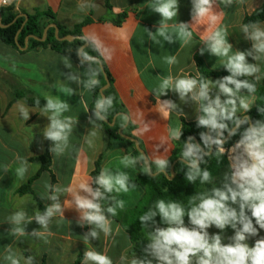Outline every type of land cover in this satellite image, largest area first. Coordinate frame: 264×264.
Returning <instances> with one entry per match:
<instances>
[{"label": "crops", "instance_id": "1", "mask_svg": "<svg viewBox=\"0 0 264 264\" xmlns=\"http://www.w3.org/2000/svg\"><path fill=\"white\" fill-rule=\"evenodd\" d=\"M156 2L109 0L107 8L103 0H0V9L12 7L17 14L24 12L33 16L49 11L58 29L64 31H72L86 17H91L96 6L104 8L101 10L102 17L96 21L91 18L92 22L84 26L81 33L95 49L99 46L97 52L111 79L109 87L132 126L130 137L137 141L151 170L157 168L154 163L156 158L168 161L171 158L174 142L177 141L171 137V133L181 129L182 120L195 122L198 116L203 115L200 102L194 101L191 93L185 101H181L179 94L171 89L167 90L166 95L159 96L162 80L169 76L173 81L181 77L198 79L196 58L202 61L208 71L229 72L224 66L227 57L213 54L211 41L207 38L217 30H226L225 39L232 45L229 56L237 51L256 55L252 49L253 42L246 39L242 27L244 19L264 4V0H232L231 4L225 0H214L213 12L219 19L213 24L208 18L200 22L193 20V0H177L178 14L172 20L163 21L173 39L169 43L157 34L162 17L152 8ZM122 14L126 15L125 20L121 25H115L114 19ZM48 22V18H42L40 25L47 27L51 24ZM180 23L188 24V30L192 32L187 42L178 35ZM259 26L264 29V23H259ZM149 32L155 36V40L149 36ZM93 40L96 44H93ZM109 56L110 59L107 58ZM172 56L176 58V63L170 65L165 58ZM259 56L257 60H253L251 55L246 56L247 63L257 65L259 72L253 76H241L257 87L254 94L238 93V97L249 103V111L264 105V54ZM94 69L93 66L89 69L87 65L75 63L68 54H58L49 48L15 49L0 39V264H10L5 259L9 249L20 258V264H25L28 257L33 258L32 264H85V251L107 255L113 264H130L133 258L142 257L129 254L133 242L122 227L124 212L135 209L145 194V189L139 183L141 163L137 158V163L132 166L126 167L121 162L125 156L135 158L131 149L116 147L106 151L107 135L90 114V108L95 103L93 91L84 87L83 83L67 78L73 75L86 81L87 71ZM222 79L215 77L206 80L213 82L210 85V98L214 99L218 94L222 101L228 98L220 93L219 84L216 83ZM228 87L235 89L232 84ZM68 89L74 92L70 93ZM20 91L30 93L45 103L51 96L69 104V110L63 113V117H72L74 123L63 153L51 152L54 142L43 135L50 123L48 116L51 113L45 112L44 106H29L23 98H15V93ZM158 100L160 103L172 101L177 107L165 116ZM236 102V116L247 115L248 111L239 107V98ZM21 106L28 110V120L23 119ZM47 145L51 164L49 171L41 172V163L37 158L45 153ZM101 154L100 171L108 169L113 174L127 173L130 185L134 184L135 187H129L127 192H113L109 194L110 199L101 201L105 210L115 201L121 200L124 207H117L115 216L105 211L110 221L109 235L97 229L98 238L85 241L84 234L90 228H95V225L85 224L81 227L77 223L79 212L72 202L69 189L74 192L79 190L83 182L92 184L91 173ZM22 161H27V171L20 177L17 169L21 167ZM31 179L27 188L19 192ZM55 188L61 189L57 195L63 215L56 213L48 227L43 228L34 217L37 211L43 213L54 203L49 196ZM18 211L26 213L25 221L19 225L25 228L24 235L12 232L16 225L10 218ZM29 219L31 223H28ZM34 229L39 235L32 234ZM87 264L93 262L88 261Z\"/></svg>", "mask_w": 264, "mask_h": 264}, {"label": "clouds", "instance_id": "2", "mask_svg": "<svg viewBox=\"0 0 264 264\" xmlns=\"http://www.w3.org/2000/svg\"><path fill=\"white\" fill-rule=\"evenodd\" d=\"M225 2L231 4L232 0H225ZM213 3L214 0H193V20L200 22L208 18L214 24L219 16L213 12ZM178 7L177 0H157L152 5L153 10L162 17L157 34L169 43L173 42V39L167 32V24L163 21L172 20L178 14ZM242 31L246 34V39L253 42L252 49L256 55H253L252 52L237 51L234 55L229 56L232 45L225 39L226 30H217L207 37L211 41L212 53L216 56L227 57L224 66L231 75L216 82L219 84L220 93L226 95L227 99L222 101L219 94L214 99L210 98L212 81L201 80L198 91V81L189 77H181L173 81V78L169 76L164 78L159 85V96L166 95L167 90L171 89L179 94L181 101H185V98L191 93L194 101L202 102L200 111L203 115L198 116L197 127L209 128L212 133L209 135L200 132L203 149L194 142L192 137L188 138L189 141H192L191 143L185 142L182 157L188 161V171L185 175L189 182H194L198 177L201 183L209 182L211 180L210 172L200 168V164L204 162V156L211 151L213 145L222 152L224 133L228 132L230 135H234L242 123H248L249 117H245L243 121L236 117V101L239 98V107L249 111V103L244 98L238 97V93L241 88H246L249 92L254 93L256 88L248 80H239L237 77L253 76L259 72L257 65L247 63L246 56L251 55L253 60H257L260 58L259 54H264V29L258 23H251L243 25ZM148 34L155 40V36L151 32ZM178 35L185 42L191 39L192 32L188 30V24L180 23L178 25ZM93 44H96L95 40H93ZM96 50L99 51L98 45ZM77 54L82 57L81 64L89 62V69H91V63H99L96 57L90 56L82 49H78ZM101 54L103 55V53ZM165 59L170 65L176 63L174 56ZM87 75L86 81H81L73 75H69L67 78L76 83H83L84 87L88 89L99 84V80L96 78L98 70H88ZM256 79L258 80L259 77L257 76ZM229 84L235 85V89L228 87ZM68 91L74 92L73 89H68ZM113 100L112 96L97 99L94 112L97 120L105 119L108 109L113 106ZM204 101L207 103H203ZM36 104L39 105L40 101L37 100ZM158 104L165 116L168 111L177 107L172 101L160 103L158 100ZM43 110L51 113L48 116L50 123L43 132L46 139L54 142L50 151L58 154L63 153L68 145V138L74 123L72 117H63V113L69 110V104L59 98L49 96ZM20 113L24 120L29 119V112L23 106L20 107ZM123 119L126 122L128 117L125 116ZM229 121L235 124V128H229L227 123ZM145 130L147 129L145 128ZM181 135L180 129L171 133V137L176 140H179ZM236 147L240 148L241 152L232 165L231 176L225 174V182L222 187H214L210 193L199 195L197 198L199 203L193 202V206L187 211L188 225L184 220L185 209L176 202L165 203L164 200H159L156 203L161 221L167 227H160L155 221L157 211H149L140 217L142 225L147 226L146 222L152 221L154 227L149 234L150 243L144 248L145 255L133 258L130 264H154V262L155 264H264V237L256 239L252 246L245 242L251 237H257L259 230L264 229V123L257 120L253 125L247 127ZM140 159L145 158L141 156ZM121 162L128 167L135 165L137 159L125 156ZM154 163L160 171H164L168 167V160L164 158L158 157ZM26 165L27 161H22L21 167L17 169V174L20 177H23L27 171ZM144 171L145 174H150L148 167ZM93 183L96 185L95 187L91 183L83 182L79 185L78 191L73 192L69 189L72 202L79 212L77 223L81 227L85 224L95 225V228H90L84 234L85 241L89 238L97 239L99 235L97 229L103 231L105 235H109L111 233L110 221L105 215V211L115 216L117 207L121 209L124 207L122 200L115 201V198L111 197L115 202L105 210L101 201L110 199L109 194L113 192H127L129 187H135L134 184L130 185L127 173L116 172L113 174L108 169H102ZM46 187L50 186L46 185ZM60 191L59 188L53 189V194L49 196V199L54 203L48 206L43 213L37 211L34 217L37 224L43 228L48 227L51 218L56 213L63 215V208L57 195ZM25 217L26 213L23 211L12 215L10 220L16 225L12 229L13 234H25V228L19 226L25 221ZM28 223H31V219ZM238 223L242 227L237 228ZM213 226L220 231L210 234L208 229ZM228 227L235 231L234 235L229 238L231 242L225 244L222 243L221 233ZM32 234L39 235L36 229L32 231ZM5 259L10 261V264H20V258L13 255L11 249L8 250ZM32 260V257H28L25 264H32ZM84 261L85 264L88 261L93 264H113L110 257L96 251H85Z\"/></svg>", "mask_w": 264, "mask_h": 264}, {"label": "trees", "instance_id": "3", "mask_svg": "<svg viewBox=\"0 0 264 264\" xmlns=\"http://www.w3.org/2000/svg\"><path fill=\"white\" fill-rule=\"evenodd\" d=\"M103 1H104V5L108 8L109 0H103ZM42 18H48L49 19L48 23L55 24V18L49 11H46L42 14H36L31 16L24 12L20 14L14 13L12 7L6 9H0V39L6 45L11 46L15 49H17L18 46L23 48L25 46L26 38L30 36H35L38 39L42 38L44 28L46 27V25L44 26L40 25V20ZM125 18L126 15L122 14L119 15L117 18H115L113 22L115 25L119 26L125 20ZM91 22L92 19L90 16H88L84 19V21L80 25L76 26L72 31H64L60 28L58 29L59 37H65L68 35L80 37L79 39H76L72 42L58 41L54 35V31H55L54 28L50 27L47 31L44 41L28 38L26 44L27 50L49 48L58 54L70 55L73 61L77 64L89 66V62H85L84 64H81L80 56H78L77 54V50L84 47L82 49L84 52H87L92 57H96L101 63L97 50L83 38L81 33L82 28L90 24ZM243 23L244 25L251 23H258V24L264 23V4H262L258 9H256L250 16L246 17ZM6 25H10V26L3 27ZM18 31H19V35L17 37V42H16L15 37ZM101 65L103 66L102 63ZM91 66L95 67L98 70L97 79L99 80V84L91 89L95 96V103L90 108V114L93 116L95 122L104 129L107 135L106 151H110L116 147H125L127 149H131L133 157L139 159L141 163L139 167L140 170L139 183L145 189V194L143 198L139 201L135 209L124 212V222L122 223V227L130 235L131 240L133 242L132 247L128 251L129 254H138L143 256L145 254L144 248L147 245L141 243L138 244L134 235H137L139 230H143V231L146 229L152 230L154 224L152 223V221H148L146 222L147 226H144L140 222V217L148 213L149 211H157V216L154 218L155 221L160 227H167V225L161 221V218L158 214V210L156 209L157 201L164 200L165 203L176 202L180 204L185 209L184 220L187 221L188 220L187 211L193 206V202L199 203V200L197 199L199 195L201 193H210L211 188L213 186L222 187L223 183L225 182L224 180L225 174H227L229 177L231 176L229 161L227 159L226 154L218 151L216 146L214 145L213 150L208 152V154L204 156V162L200 164V168L202 170L207 169L210 172L211 180L209 182L201 183L199 177L194 182H189L186 179V175H185L188 171V166L182 162H177V164L174 167V177L173 179L170 180V176H171L169 172L170 166L174 161L178 160L179 158L184 159L182 157V152L185 146V142H188L189 140L188 138L192 137L194 139V142L203 149V141L201 140L199 134L200 132H204L207 134V128L197 127V121L187 123L184 120H182V125L180 129L182 131V135L179 140L174 142V149L171 158L168 161V167L165 169L167 175L165 176L162 173H159L156 176L145 174L144 169L146 167L144 165L143 160L140 159V157L143 156L142 153L135 148L133 142L122 138L118 133V130L122 128L126 124V122L123 119L124 114L120 106L118 105L117 97L114 94V92L111 90V87L103 91L105 97L112 96L114 98L113 106L108 109L105 118L109 122H111L112 119L116 115H118L116 118L115 125L113 127H110L102 120L96 119L94 115V112L96 111L95 104L97 99L101 98L100 89L105 85V79L98 63H91ZM196 66L199 73V78L196 79L198 81V85L201 80L206 81L208 78L225 77L231 75L230 72L215 73L208 71L207 69H205V67L202 64V61L199 58H196ZM103 69L109 82H111L110 76L107 73L104 66ZM237 79L246 80L241 76L237 77ZM233 86L235 87V85ZM255 88L256 90L254 93H256L257 91L256 85ZM239 91L242 93L254 94L249 92L248 89L246 88H241ZM15 98H23L29 106H34V107H43L46 104L44 100L23 91L16 92ZM37 100L40 101L39 105L36 104ZM203 103H207V101H204ZM247 115L249 116V120L252 125L257 120H259L261 123H264V105H261L257 109L248 111ZM236 117H238L240 120L242 118V116H236ZM227 123L229 125V128H233L235 126V124L231 121ZM249 126H250L249 121L247 124L242 123L239 126V129L236 130L235 134L230 135L227 141L223 144V149L229 150L230 148L236 146L237 143L240 141L243 132ZM131 130H132V126L130 123H128L126 128L123 130V134L130 136ZM208 134L212 135L210 129L208 131ZM227 134L228 132L224 133V139L227 136ZM191 142L192 141H189V143ZM102 159H103V154H101L98 160L95 162L94 170L91 173L93 187L96 186L93 183V181L100 173V165ZM37 161L41 163V169H40L41 172L49 171L51 158H50L48 145L46 146L45 153L39 158H37ZM151 171L157 172L159 170L156 168V169H152ZM37 176L38 175H36L33 179H35ZM33 179L29 180L20 189L19 192L24 191ZM228 182L230 183V180ZM253 223H255L254 220ZM240 227H242V225L238 223L237 228ZM232 230L234 229L228 227L222 234H228ZM219 231L220 230L217 229V232Z\"/></svg>", "mask_w": 264, "mask_h": 264}, {"label": "water", "instance_id": "4", "mask_svg": "<svg viewBox=\"0 0 264 264\" xmlns=\"http://www.w3.org/2000/svg\"><path fill=\"white\" fill-rule=\"evenodd\" d=\"M101 10H104V8L101 7V6H96L95 8H93V14L91 15V18H92L93 20L96 21V20H98L100 17H102L103 13H101ZM8 26H10V25H6V26H3V27H8ZM50 27L54 28V30H55V31H54V35H55L56 39H57L58 41H60V42H62V41L72 42V41H74V40L80 38V37H76V36H72V35H68V36H65V37H59V36H58V27H57L55 24H49L47 27H45L41 39H38V38L35 37V36H30V37H28V38L35 39V40H39V41H44V39H45V37H46V34H47V31H48V29H49ZM18 35H19V31L17 32L16 37H15L16 42H17V37H18ZM28 38H26V42H27V39H28ZM26 48H27L26 43H25V46H24L23 48L20 47V46H18V49H20V50H25ZM83 48H84V47H82L81 49H83ZM81 59H82V57H80V60H81ZM98 64H99V67H100V69H101V71H102V73H103V75H104V79H105V85L100 89V93H101V97H105L104 94H103V91H105L106 89L109 88V80H108V78H107V76H106V74H105V72H104V69H103V66L101 65V63L99 62ZM117 116H118V115H116V116L112 119L111 122H109L106 118L103 119L102 121H103L104 123H106L107 125H109L110 127H113V126L115 125V122H116V118H117ZM245 117H249V116H248V115H244V116L241 118V121H243ZM248 121H249L250 125H252L251 122H250V120H248ZM128 123H129V121L127 120L125 126H123L122 128H120V129L118 130L119 135H120L122 138H124V139H126V140H128V141L133 142L134 145H135V147H136V149L142 153L143 157L145 158V159H143L144 165H145V167H148V168H149V170H150V175H151V176H156V175L159 174V173H162V174H164V175L166 176V175H167V172H166L165 170H164V171H160V170H159V171H157V172H152V171H151L150 164H149V162H148V160H147L145 154H144L143 151L140 149V147H139L137 141H136L135 139H133L132 137L123 134V130L126 128V126L128 125ZM233 128H235V126H234ZM208 131H209V128H207V134H208ZM229 137H230V134L228 133L227 136H226L225 139H224V143L227 141V139H228ZM188 143H189V140H188ZM224 143H223V144H224ZM213 147H214V145L212 146L211 151L213 150ZM177 162H182V163H184V164H186V165L188 164V161H186V160H184V159H182V158H179L178 160L174 161V162L171 164V166H170V170H169L170 175H171V176H170V180L173 179V177H174V167H175V165L177 164Z\"/></svg>", "mask_w": 264, "mask_h": 264}, {"label": "rangeland", "instance_id": "5", "mask_svg": "<svg viewBox=\"0 0 264 264\" xmlns=\"http://www.w3.org/2000/svg\"><path fill=\"white\" fill-rule=\"evenodd\" d=\"M221 152V151H220ZM241 152V149L240 148H237L236 146L230 148L229 150H226V149H223V151L221 153H224L226 154L227 156V159L229 161V165H230V169H231V172H232V165L236 162L235 160H237V157L239 156ZM236 158V159H235ZM216 185V184H215ZM214 187V186H213ZM212 187V188H213ZM217 187V186H215ZM211 188V189H212ZM235 205H233L234 207ZM189 221H185V224L188 225ZM255 226V224H254ZM258 227V226H257ZM153 231V229H146V230H139V232L137 233V235H134L135 236V239L137 240V243H141V244H146L148 245L150 243V237H149V234ZM209 233L210 234H215L217 233V229L213 226L211 228L208 229ZM234 231L235 230H232L230 233L228 234H222V243H230L231 241L229 240V238L234 235ZM262 235H264V229L262 230H259V235L257 237H251L249 238V240L245 241L246 243L249 244V246H252L255 242L256 239H259Z\"/></svg>", "mask_w": 264, "mask_h": 264}, {"label": "built area", "instance_id": "6", "mask_svg": "<svg viewBox=\"0 0 264 264\" xmlns=\"http://www.w3.org/2000/svg\"><path fill=\"white\" fill-rule=\"evenodd\" d=\"M5 3V2H4Z\"/></svg>", "mask_w": 264, "mask_h": 264}]
</instances>
